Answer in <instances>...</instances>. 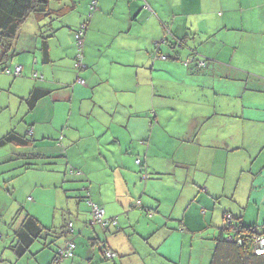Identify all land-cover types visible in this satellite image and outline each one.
<instances>
[{"label": "crops", "instance_id": "1", "mask_svg": "<svg viewBox=\"0 0 264 264\" xmlns=\"http://www.w3.org/2000/svg\"><path fill=\"white\" fill-rule=\"evenodd\" d=\"M76 1L57 4L53 0L52 8L73 4V12ZM109 1L96 0L93 11L88 4L89 21L82 19L79 26H73L76 31L70 29L74 37L85 25L82 43L89 40L87 52L81 47L80 69L73 66L77 53L73 57L72 51L67 53L73 49L69 34L53 35L44 61L39 50L41 32L40 40L30 48L39 51L40 60L33 53L30 63L22 59L13 66L10 59L0 65V72L9 67L13 73L20 67L22 75H27L15 92L22 104L34 87L49 91L29 112L51 96L59 102L76 98L81 105L89 101V106L84 105L86 116L99 111L84 120L88 133L81 134L78 126L71 125L65 137L52 141L57 142L54 147L61 154L68 151V166L63 164L61 174L71 175L63 183L65 190L101 209L108 225L102 229L89 223L84 227L80 222L68 223L73 235L67 241L76 247L73 257L55 263L64 241L43 260L38 255L34 264H210L225 228V215H231L235 228H264V0H114L113 6L122 2L125 8L118 18L120 24L111 31L102 28V21L113 17ZM134 25L136 32H132ZM19 34L14 45L20 40ZM96 34L123 40L116 47H107L108 56L101 57L102 52L96 55L94 50L100 47ZM153 52L158 59L166 54L167 61L177 60L179 53L202 59L205 67L199 69L194 63L161 65ZM39 62L44 68L39 69ZM75 69L85 73L80 76ZM32 73L38 79L31 78ZM110 82L109 93L90 102L89 95ZM177 84L184 86L186 93L171 91ZM160 92L183 96L188 103L185 110L193 114L187 125L172 132L163 125H146L147 114L156 113ZM119 94L129 97L128 103L121 104ZM106 97H112L117 106L108 104ZM27 123L34 124L29 126V138L32 135L42 141L52 137L37 127L36 118ZM98 125H106V130L97 132ZM30 139L32 146L21 148H32L35 140ZM88 150L94 151L90 162L85 156ZM161 185L173 187L165 190ZM67 225L60 227L64 234ZM48 229L53 233L57 230ZM195 234L206 238L190 242ZM207 241L212 242L210 247ZM13 243L0 240L4 263L13 264L4 255L8 250L15 257L9 249ZM105 249L114 253L113 259L104 258ZM196 253L201 254L200 259L192 262Z\"/></svg>", "mask_w": 264, "mask_h": 264}, {"label": "rangeland", "instance_id": "2", "mask_svg": "<svg viewBox=\"0 0 264 264\" xmlns=\"http://www.w3.org/2000/svg\"><path fill=\"white\" fill-rule=\"evenodd\" d=\"M113 1L114 0L111 2L109 1L108 3L112 8L113 17L102 21V28H108L110 31L116 26V24H120V19L118 18L121 16L120 14L123 13L122 10L125 8L124 5L122 6V2H118V5L113 6V4H115ZM85 2L86 0H77L75 2L76 9L73 12H68L62 18L53 20L52 22L46 20L37 24L34 22V19H32V16H28L25 24L20 30L18 37L20 40L18 44L14 45L11 64L13 65L16 62H19V60L22 62V59H27V63H30L33 58V53L40 60L39 51H32L33 49H30L33 47L35 40L37 41L38 39L39 41L41 37H49L47 43L49 42L50 45L53 40V35L55 37L57 35L67 37V34L70 35L71 28L73 31H76L77 27L75 26V28H73V26L80 24L79 22L82 19L84 20V23L89 21L90 11L88 10V4H90V2ZM49 4L51 7L54 6L53 1H50ZM107 14H109V12ZM49 24H52V26L49 27ZM136 30L137 26L134 25L132 32H136ZM40 32L41 36L39 38ZM92 35L94 36L95 34ZM96 37L99 39L98 45L100 47L94 50H96V55L102 52L101 57L108 56L107 47H116L123 40L120 37L113 39L109 35L103 34H96ZM82 39H84V36ZM71 41L73 49L68 50L67 53L72 51L73 57L77 53V48L74 37L72 36ZM82 44L83 53L87 52L89 40L87 43L83 40ZM54 47H57L56 43L54 44ZM87 55L92 59L90 54ZM161 55L167 56L166 54ZM176 55L177 54H174V57H176ZM84 57L85 55H83V58ZM185 57L186 55L179 53L177 60H170V58L168 61H165L156 58L155 53L153 52V58L157 59V62L161 65H164V63H172L174 65L182 66L184 60L188 58ZM69 63L70 65H73L72 58ZM38 67L39 69L44 68V65L39 62ZM8 69L9 67H7L6 71H8ZM76 72L81 71L76 70ZM177 72L178 74H181V68H177ZM83 73H85V71L81 72L80 76H82ZM26 77L27 75H22V73L19 76L14 77L13 75L6 74V72H0V138L10 131H14L18 135L33 139L32 135L29 138L30 134L28 131L30 129L29 126L34 127V122L29 124V126L27 123L31 121L32 118H36L37 127L40 129H46L45 134L52 137H45L46 139L42 141L33 139L35 140V145L32 148H21L8 145L0 150V240L4 244L7 243V245L14 242V231L19 227L23 215L26 213L35 217L41 225L45 226L47 229L54 227L57 230L55 233L48 231L46 232V235L42 234L31 245L27 255L20 260L15 259L8 250H4V255L9 257L13 264H34L38 255H40V259L43 260L50 255V253L53 254L57 248L62 246L61 244L64 243V241H67L73 235V233L68 231L64 234L62 229L61 232L60 227L62 225H67L70 222L72 223V221H76L80 222L81 226L84 227L85 223L91 221L89 206L84 202L85 200H82L81 195V198H79L75 195H71L70 191L65 190L67 189V185L63 183H67L71 175L66 173V175L63 176L61 174L63 164L68 166V162L66 161L67 158H65L68 151L65 153V150H63V154H61L59 150L54 147V144H57V142L54 143L52 140H59L60 137H65V134L67 135L66 131L71 125L78 126L81 134L88 133L89 126L84 123V120L90 119L94 114L99 112L95 109L93 115L86 116L84 113L86 106L84 105L89 106V101H82V105L79 104V100L76 98H74L73 101L67 99L68 101L66 102H59L57 100L58 98L53 96L46 98L44 102L40 103L33 113L29 112L27 106H25L26 104H22L19 100L20 98L17 97L15 93L17 92L18 83L21 79ZM31 78L36 80V78L38 79V76H31ZM68 86L70 87L71 85ZM73 86H78V84L74 83ZM81 86L78 87L84 89ZM112 86L113 85L110 82L109 84H103L95 89L96 93H94V95L92 94L94 97L89 95L90 102L91 100L99 101V99H101L100 95L106 96ZM183 87L184 86L181 84H177L171 88V91L173 89H181L186 93V90L183 89ZM118 98L123 102L121 104L128 103L130 99L121 94L118 95ZM182 98L179 96L174 97L165 95L163 92L158 93L156 99V113L151 111L147 114L146 125H163V127L167 128L169 132L187 125L192 119L193 114L185 110L188 103L184 102ZM105 100L112 107L117 106V102L112 97H106ZM133 121L145 123L143 120L135 119ZM93 124H95V122H93ZM106 127V125L103 127L98 125L96 126V131L101 133L103 130H106ZM109 127L113 126L110 125ZM41 132H43V130H41ZM36 136V138H39L38 132L36 133ZM64 140L66 139H63V141ZM87 141H84L83 145H87ZM93 152L94 151L91 150L86 151L85 156L88 158V162H90L94 156ZM36 154L41 156L33 157V155ZM76 171L77 169H75V172ZM179 173L180 170L178 174ZM159 187L165 190H170L173 186L170 185L168 187L161 185ZM161 190L162 189H159V191ZM95 226L97 227V225ZM199 238L206 237L195 234L190 242H197ZM59 243L60 245L58 246ZM86 243L87 241L85 240V245ZM207 243L208 247L212 245L211 241H207ZM206 249L207 248H204V250ZM196 250L199 251L200 248H196ZM200 255L201 254L198 253L193 254L192 262H198ZM202 255H205V253ZM4 260V258L1 259L0 257V264H7L4 263Z\"/></svg>", "mask_w": 264, "mask_h": 264}, {"label": "trees", "instance_id": "3", "mask_svg": "<svg viewBox=\"0 0 264 264\" xmlns=\"http://www.w3.org/2000/svg\"><path fill=\"white\" fill-rule=\"evenodd\" d=\"M50 1L53 0H0V65L6 64L12 58L14 42L20 32L21 24L28 16H32L34 21L40 24L46 19L53 21L62 18L73 7V4H71L66 8L62 6L53 9L49 4ZM54 1L57 4L61 3V0ZM47 38L49 37H42L39 49L44 61L47 60L48 56ZM48 95V90H42L38 87L32 88L25 99L28 110H33L38 100ZM31 144V139L18 135L13 131L0 138V150L8 145L30 147ZM40 156L33 155V157ZM21 221L19 227L14 231V243L9 246L16 258H20L28 252L30 245L42 234L46 235V232L51 231L49 229L45 230L34 217L27 213L23 215ZM237 227L235 229L242 233L258 234L264 238V228L262 231H258L256 227L242 228L239 225ZM221 232V238L215 246L210 264H264V255H255L251 243L246 242L244 245H238L234 241L228 242L224 237L229 229L222 227Z\"/></svg>", "mask_w": 264, "mask_h": 264}, {"label": "built area", "instance_id": "4", "mask_svg": "<svg viewBox=\"0 0 264 264\" xmlns=\"http://www.w3.org/2000/svg\"><path fill=\"white\" fill-rule=\"evenodd\" d=\"M96 5H97L96 0H91L89 4L90 11L95 10ZM84 28H85V25H82L74 36L75 43L77 46V55H76V58H75L76 60L74 63V67L76 69H80L82 67L81 47H82V37L84 34ZM159 58L161 60L167 59L164 56H161ZM190 63H195L196 67L199 69H202L205 67L204 60L202 59L197 60L196 58H193V57H188L187 59H185L183 62V65L188 66ZM4 72H6V74L8 75H13L14 77H17L21 74V68L16 67L13 73H11L9 70L8 71L4 70ZM33 76L37 77L35 73L33 74ZM80 83L82 82L80 81ZM138 163L139 161H137V164ZM87 205L89 206L90 215H91V221L89 222V224L99 225L102 229H105V227L108 225V222L104 220V212L98 207H96L95 205L91 204L90 202H87ZM135 206H139V202L136 203ZM223 220H224V226L227 228V230L229 229V232L226 233V237H225L226 241L228 242L234 241L238 245H244L246 242H249L252 245V250L255 255L257 256L264 255V238L263 237H260L258 234L249 235L248 233H242L238 231V229H235V226L233 225V222H232L231 215L229 214L225 215ZM115 224H116L115 221H113L112 225L114 226ZM67 230L69 232L72 231V224L67 225ZM74 250H75V244L71 241H66L64 247L58 250V252L55 255L54 257L55 263H59L63 260L72 258L74 254ZM103 254L105 256L104 258L107 260H111L115 256L114 253L109 249H105Z\"/></svg>", "mask_w": 264, "mask_h": 264}, {"label": "bare ground", "instance_id": "5", "mask_svg": "<svg viewBox=\"0 0 264 264\" xmlns=\"http://www.w3.org/2000/svg\"><path fill=\"white\" fill-rule=\"evenodd\" d=\"M115 220V219H114ZM107 221V220H106Z\"/></svg>", "mask_w": 264, "mask_h": 264}]
</instances>
